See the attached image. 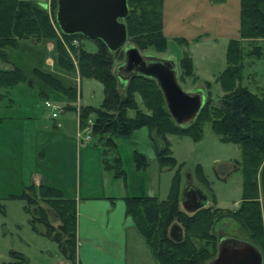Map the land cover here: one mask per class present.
Segmentation results:
<instances>
[{
    "label": "trees",
    "instance_id": "trees-1",
    "mask_svg": "<svg viewBox=\"0 0 264 264\" xmlns=\"http://www.w3.org/2000/svg\"><path fill=\"white\" fill-rule=\"evenodd\" d=\"M127 1L129 15L125 23L133 43L140 49L149 46L156 50L168 49V41L162 32L164 0ZM224 1L212 0L214 3ZM56 7L57 0L52 3L53 11L36 2L0 0V63L9 65L6 49L18 48L22 40L55 42L61 69L67 72L79 71L81 78L95 79L104 85L105 99L102 107L82 108L83 125L94 112L96 116L93 134L110 149H116L115 142L120 138L129 137L135 131L147 128L161 168L173 169L177 166L168 139L171 135L200 139L205 126L210 124L221 139L238 144L243 155V162L241 165L238 162V165L243 173L244 194L241 207L233 218L250 230V238L253 239L251 242L258 248L257 243L259 245L264 241L257 185V178L261 173V191L264 199V94L263 97L258 96L249 88L240 87V84L244 77L246 56H255L264 64V0H241V39L230 42L227 49V66L218 77L226 95L217 106L212 105V101L206 102L197 119L186 127L179 126L174 121L164 94L154 79L133 76L124 83L123 88L118 86L114 66L116 58L124 54L122 51L112 53L99 40L95 41L99 46L95 54L72 47L77 56L76 68L74 62L68 59L64 43L55 30L56 27L60 30L54 14ZM61 34L69 43L84 38L81 35ZM247 40L253 46L248 53L243 49L244 41ZM181 71L182 80L196 78L193 62L188 55L181 59ZM35 73L46 86L72 100L77 99L76 88H66L50 74L38 70ZM23 83L31 84L21 69L0 68V89H12ZM137 96L141 97L150 114L140 109ZM130 110L136 112L135 117L128 115ZM135 161L140 170L149 166L146 157L138 152H135ZM122 166V159L118 156L113 163L107 165L115 172L116 177L126 175ZM21 198L27 202L26 212L31 216L32 228L56 243L66 260L77 264L76 202L65 199L60 190L47 186H42L39 192L29 189ZM126 203L127 214L134 219L160 264H206L214 259L217 242L220 244V241L213 232V224L219 220L220 211L208 206L194 214L186 213L180 206L179 178L175 180L165 201L132 197L127 198ZM42 205L48 206L54 212L58 226L49 220V212ZM39 224L45 227V232L38 230ZM173 224H179L184 231V239L180 243L173 241L169 236ZM10 256V264H30L29 259L19 252L11 251Z\"/></svg>",
    "mask_w": 264,
    "mask_h": 264
},
{
    "label": "rangeland",
    "instance_id": "rangeland-1",
    "mask_svg": "<svg viewBox=\"0 0 264 264\" xmlns=\"http://www.w3.org/2000/svg\"><path fill=\"white\" fill-rule=\"evenodd\" d=\"M26 2H36L41 5L48 6V9H52V3L55 0H20ZM53 11V10H51ZM50 11V12H51ZM56 15L57 7L54 10ZM60 40L64 43L67 50L68 59L74 62L77 68V56L73 52L72 47L75 49H84L89 53H97L99 50L98 44L86 38H81L74 40L69 43L63 39L61 32L55 29ZM37 44H35V43ZM32 40H22L18 48L9 47L6 49L9 64L18 67L27 77L28 82L32 81V86L28 83L19 84L16 87L9 89V93L4 90H0L1 95L4 99L1 101L4 105H9V100L14 99L16 107L13 108L15 114L24 115L26 114V107H35L37 114L48 115V112L43 111L44 98L40 96V92L45 86L48 90L47 94L51 100H54L67 108V111L62 115L58 122L60 123L62 134L60 136L46 135V132L35 130V134H38L36 138L40 142L47 141L49 146L53 147L56 141L61 140L60 152L63 156V169L62 175L65 178V183L68 190H78L81 183H83V177L89 175L90 172L93 173V167L98 164L99 161H106L109 159L108 156H115L116 150L120 154L123 160V170L126 173V178L119 181V183L128 185V189L134 196L145 197L148 196V192L151 190L154 192L155 196L161 201L168 198L171 193L173 184L176 179L179 178L181 184V198L184 192L185 186L188 182H192L197 185L210 200V205L213 210L220 211L219 220H216L213 224V232L217 235L218 241H223L224 239L234 238L238 241H249L253 242L251 239L250 230L247 227L239 224L235 218H233L236 212L241 207L243 202L244 194V179L241 169H239L238 162H243V155L241 147L238 144L232 142H226L221 139L218 134L212 129L210 124H207L203 130V136L200 139H194L191 136H180L171 135L168 137L171 150L174 158L177 160V166L173 169L161 168L157 155L155 146L151 140L149 131L147 128L135 131L129 137L120 138L115 142L116 150L110 149L105 146V143L99 139V137L92 134V141L89 144L78 147L77 141L74 138L76 136L77 124L81 121L82 108L83 107H93L95 109H100L103 105L105 99V88L104 85L95 79L81 78L79 71L67 72L63 70L58 65V58L56 50L53 52H48V46L46 42L54 44L53 41H41L36 42ZM133 45L136 46L131 38H129L126 47ZM52 47V45H50ZM137 47V46H136ZM138 48V47H137ZM251 46L249 40L244 41L243 49L246 53L250 52ZM143 56L154 55L158 58L164 60H171L176 65V70L178 72V82L182 89L187 93H193L195 91H201L205 96V103L212 101V105L217 106L219 101L226 95L218 77L224 71V69L217 71L214 69L208 72L206 63L200 58L202 62V72L196 74V78H188L186 80L181 79V59L180 46L177 44L170 45L168 49L161 48L156 50L153 47L138 48ZM224 51H222L223 53ZM122 53H124L122 51ZM123 55V56H122ZM121 57L116 58L114 73L117 75L118 69L125 62V54H121ZM221 55H217L220 57ZM48 59L54 61V67L51 68L48 64ZM245 69L244 77L240 87H247L253 93L258 96L263 97L264 94V64L262 60L255 58V56H246L244 59ZM0 65H2L0 63ZM4 66V65H2ZM35 67L52 70L53 77L58 79L63 86L66 88H76L78 91V97L76 100H72L63 94L53 90L52 88L46 86L42 81L39 80L35 73ZM226 68V67H225ZM78 70V69H77ZM47 72V71H45ZM46 74H49L46 73ZM127 74L120 71V77H118V86L123 88L124 80ZM137 103L140 109L145 113L150 114V111L145 107L140 96L136 97ZM9 112V110L7 111ZM130 117H135L136 112L130 110L128 112ZM96 114L91 113L89 119H94ZM49 123V122H48ZM86 123V122H85ZM49 140V141H48ZM63 143V144H62ZM48 145V144H47ZM64 145V146H63ZM138 151L146 157L149 164L148 168L145 170H140L137 168L135 161V152ZM106 152V154H105ZM49 159L46 162V166L50 169L58 171V166ZM52 163V165H51ZM264 164V162H263ZM80 169V171H79ZM84 170V172H83ZM26 171V169H25ZM110 176L113 175L110 172ZM112 177V176H111ZM110 181V180H108ZM72 185V188L71 186ZM257 185L259 189V202L262 214V224H263V237H264V199L262 198V176L261 173L257 178ZM181 206V204H180ZM42 207L48 210L49 220L56 226L59 225L57 218L53 211H51L48 206ZM182 207V206H181ZM34 209V208H33ZM40 229L45 232V227L42 224L38 225ZM15 241L17 246L26 252H29L32 256V260L38 264H45L42 262L39 254L37 255V249L40 248L41 242H30V245H20L21 236L28 241V235L22 230H13ZM42 241V240H40ZM251 242V243H252ZM255 242V241H254ZM217 247V252L214 259L208 261L206 264H211L217 257L219 250V242ZM45 248L47 251L48 259L58 262L59 259H63L59 249L56 244L45 240ZM259 250L264 255V241L262 243H257ZM208 247V246H207ZM60 257V258H58Z\"/></svg>",
    "mask_w": 264,
    "mask_h": 264
},
{
    "label": "crops",
    "instance_id": "crops-1",
    "mask_svg": "<svg viewBox=\"0 0 264 264\" xmlns=\"http://www.w3.org/2000/svg\"><path fill=\"white\" fill-rule=\"evenodd\" d=\"M162 24L168 47L174 44L180 46L178 51L182 58L185 55L191 58L195 75L204 70L200 58L206 63L208 72L216 69L221 73L227 66V49L230 42L241 39V0H225L222 3H214L212 0H164ZM46 44L48 52H53L54 44ZM221 54L222 56L217 57ZM48 64L51 68L55 66L52 59H48ZM11 67L15 66L0 65V68L4 69ZM34 70L53 74L52 70L46 69L45 72L39 67ZM30 83L28 85L32 86V81ZM41 88L43 89L40 96L44 98V103L52 101L61 105L48 97V90L45 89L47 87ZM0 90L9 93V89ZM3 99L0 93V264L12 262L11 251L25 255L30 264H38L32 260L29 252L17 246L13 230H22V233L26 232L29 237L26 241L27 239L21 236L20 245L29 246L30 242H41L37 255L39 254L43 263L72 264L63 257L60 250L63 259L58 262L48 259L45 240L52 241L35 231L30 223L31 216L26 212L27 202L21 196L29 189L39 192L42 186L56 188L62 192L65 199L76 202L77 264H160L134 219L127 214L126 199L139 196L131 194L128 185L119 183L126 175L116 177L115 172L107 167L117 156L121 158L118 150L115 149V156L110 157L105 152L109 159L95 164L93 173L84 174L83 183L78 190L69 191L61 172V140L51 147L49 142L37 140L38 134H35L37 129L46 132V135L49 133L60 136L62 126L58 120L61 116L53 119L44 103L43 111H47L48 115L37 114L32 105L25 108L26 114H15V100L10 99L9 105H4L1 102ZM8 110L11 113H7ZM77 132L78 124L74 138L80 147L83 145L78 143ZM49 159L55 161L58 171L53 172L46 166ZM110 172L113 173L112 177ZM70 186L72 188V185ZM148 193L145 197L161 201L151 190ZM37 228L44 232L39 226Z\"/></svg>",
    "mask_w": 264,
    "mask_h": 264
},
{
    "label": "water",
    "instance_id": "water-1",
    "mask_svg": "<svg viewBox=\"0 0 264 264\" xmlns=\"http://www.w3.org/2000/svg\"><path fill=\"white\" fill-rule=\"evenodd\" d=\"M128 15L127 0H57L56 22L64 35H81L89 40H99L112 53L123 51L125 62L118 69V77L120 71L125 69L128 72L126 78H122L125 83L133 76L154 79L164 94L174 121L179 126H189L205 106L204 94L201 91L187 93L182 89L173 61L154 55L143 56L133 45L126 47L129 35L125 20ZM181 204L186 213L194 214L208 207L210 200L197 185L188 182ZM169 236L180 243L184 239V231L179 224H173ZM211 264H264V255L249 241L224 239Z\"/></svg>",
    "mask_w": 264,
    "mask_h": 264
},
{
    "label": "built area",
    "instance_id": "built-area-1",
    "mask_svg": "<svg viewBox=\"0 0 264 264\" xmlns=\"http://www.w3.org/2000/svg\"><path fill=\"white\" fill-rule=\"evenodd\" d=\"M58 33L59 29L56 27ZM45 108L50 112L51 117L53 119H58L60 116L66 113L67 108L58 105L52 101H45L44 103ZM93 125H94V119H88L87 122L83 125L78 123V132H77V137H78V143L80 145H87L89 144V141H92V134H93Z\"/></svg>",
    "mask_w": 264,
    "mask_h": 264
},
{
    "label": "flooded vegetation",
    "instance_id": "flooded-vegetation-1",
    "mask_svg": "<svg viewBox=\"0 0 264 264\" xmlns=\"http://www.w3.org/2000/svg\"><path fill=\"white\" fill-rule=\"evenodd\" d=\"M121 71L128 75V72L125 69H122ZM228 245H230V244H228Z\"/></svg>",
    "mask_w": 264,
    "mask_h": 264
}]
</instances>
